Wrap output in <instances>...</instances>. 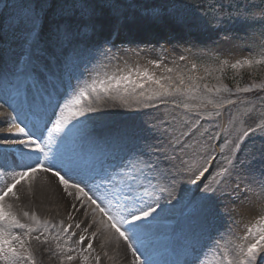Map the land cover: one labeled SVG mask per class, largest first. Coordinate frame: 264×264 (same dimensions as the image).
Listing matches in <instances>:
<instances>
[{"label":"rangeland","instance_id":"obj_1","mask_svg":"<svg viewBox=\"0 0 264 264\" xmlns=\"http://www.w3.org/2000/svg\"><path fill=\"white\" fill-rule=\"evenodd\" d=\"M54 2L55 0H0V18L5 8L12 11L11 19L8 18L4 30H0V54L7 58L12 78L18 71L28 69V65L33 68L45 61L42 56L44 46L38 41L29 51L26 47L25 30L22 25L15 26L13 18L20 16L28 7L39 9ZM116 2L122 6L126 20L121 25L123 34L120 29L119 32L123 39L133 40L132 43L125 45L123 39L117 38L115 44L110 46L108 38L101 39L96 31L89 32L82 36L86 35L84 40L94 38V44L89 47L79 43L69 51L68 59L65 56L59 66L72 77L71 70L80 61L91 60L96 65L90 62L91 67L101 80L130 76L132 81L144 85L134 87L129 83L125 91L126 82H122L119 91L102 94L98 101L93 99L91 107L94 111L90 112V119H87L95 120L98 113L120 114L110 117L116 118L113 128L122 132L113 136L120 146L117 151H122L124 147L130 153L143 151L149 158L160 157L164 160L169 167L167 173L171 170L172 173L169 174L176 178L168 185L169 196L179 193L187 195L192 187L190 181L199 176L206 160L210 156L213 158V148L220 146L219 155L214 156L218 158L213 161L199 192H192L196 197L202 195L201 201L195 199L197 206H193L195 210L192 211V217L194 220L203 217V226L218 227L217 233L223 237V251L216 253L220 252L218 246H214L212 250L220 258V264H229V261L231 264H239L245 258L247 248L257 242V226H264L261 225V220L264 219V63L261 62L264 61L263 14L261 16L257 12H250L243 16L223 15L221 10L224 8L226 11L228 8L227 0ZM91 3L101 14L106 11L110 14L109 9L102 8V0H91ZM153 8L163 9L173 15L163 16L160 22L154 21L150 15L145 14V10ZM173 16L181 17L183 22L176 23ZM57 22L59 21L53 18V9L49 8L41 17L38 40L44 38L42 29L45 25L52 26ZM129 23L137 24L139 34L135 39L126 33ZM111 27L109 26L107 33L112 34L114 28ZM148 30L150 32H144ZM119 42L124 49L116 48ZM126 46L129 47L125 48ZM84 50H89L90 54L83 56ZM159 51L164 55L160 60L157 59ZM26 54L31 57L27 66L23 59ZM244 61L251 63L246 64ZM245 69L248 71L243 74ZM145 71L158 80L159 85L147 80L142 75ZM63 81L67 83L66 80ZM70 86L74 87L75 84ZM87 115L85 113L84 116ZM129 115L133 116L134 121H138L134 127L132 121L126 118ZM228 122L230 124L227 128ZM104 125L111 127L110 123ZM153 125L156 127L153 128ZM9 128H5V133L11 134ZM163 128H168L173 136L179 137V143L170 144V137L161 134ZM2 129L4 126H0V134ZM214 135L222 138L221 144L219 140H212ZM9 139L14 137L9 136ZM108 141H111V136ZM182 144L185 145L184 148H181ZM241 167L242 170H239ZM238 170L241 178L237 176ZM50 176L57 178L53 173ZM9 183L11 179L7 177L0 183V189ZM252 184L256 188L250 190ZM94 185L89 187L95 194ZM28 186L26 184L27 189L23 192L19 188L15 189L16 197L10 195L5 200L6 204L11 205L14 214L19 213L24 206L30 207L24 224L34 231L25 235L27 229H10L12 235H19L25 241L22 249L13 241L22 256L17 264H33V261L35 264H114L106 259L105 252L97 257L98 251L85 250V240L83 243H80V239L74 243L62 242L56 248L49 243L47 249L38 248L46 245L47 237L42 236H46L54 227L50 224L38 226L30 223L36 213L40 212V207L29 203V198L32 201L36 197ZM95 195L99 197L98 194ZM22 201L25 202L19 211ZM67 208V204L61 209L50 206V211L57 213L52 220L60 217L65 221L63 211ZM112 211L115 212L116 209L113 208ZM100 221L96 222L98 229L101 228ZM151 223L154 224L152 221ZM232 225H235V229L227 234V238L224 237ZM69 226L64 224L65 232L68 230V233H75V226ZM249 229H252V234H249ZM60 230L64 232L63 229ZM46 232L48 233L44 235ZM163 234L169 236L170 230ZM77 237L80 238L81 235L78 234ZM42 238L44 239L41 240ZM150 253L139 258L150 257ZM29 254L32 260L27 259ZM68 257L72 259L69 260ZM262 259L264 251L258 253L255 264H261L259 260ZM0 264H10V261L0 256Z\"/></svg>","mask_w":264,"mask_h":264},{"label":"snow or ice","instance_id":"obj_2","mask_svg":"<svg viewBox=\"0 0 264 264\" xmlns=\"http://www.w3.org/2000/svg\"><path fill=\"white\" fill-rule=\"evenodd\" d=\"M49 8L53 9V18L59 21L53 25L51 30L50 43L53 50L63 49L77 41L83 34L94 32L97 28L102 27V25L97 24L95 21V18L100 16L101 12L94 7L91 0H55L54 3L46 4L39 9L28 7L20 16L13 18V24L15 26H23L26 36V47L29 51L33 45L38 43V28L41 17ZM102 8L110 10L114 22L113 35H116L119 27L125 20L122 6L116 0H102ZM145 14L150 15L157 22H160L165 15H173L160 8L145 10ZM173 18L176 23L183 22L179 16H173ZM23 59L27 66L30 63L31 57L26 54ZM261 62L264 63V61ZM244 63L250 64L251 61H244ZM237 66L240 65H234V67ZM137 74L141 75V73ZM142 75L147 80L152 81V83L159 85L160 82L153 79L148 72L145 71ZM122 82H126L124 85L125 91H127V84L129 83L134 87L144 86L142 83L132 81L130 76L118 79L110 77L107 80L94 79L90 83L84 82L82 87L78 86L74 88L62 101L52 105V94H48L46 103L43 94L45 89L40 88L38 80L32 81V85L37 91L30 100L25 97V102L28 103L30 111L38 116V119L34 122L32 119L23 121L24 127L15 123V119H13L8 131L15 128L16 138L0 139V149H3L0 151V170H2L0 171V176L5 173L11 176V183L0 189V225H2L0 227V256L9 260L10 264H17V261L22 259L21 252L13 245V241L19 245L20 249L25 244V241L19 235H12L10 229H27L25 235H30L34 229L29 225L22 224L11 211V205L6 204L5 200L10 195L16 197L17 194L14 190L17 186L39 171L53 173L59 178V182L65 189L71 187L76 189L83 197H87L88 201L94 204L103 216L107 217L106 227L115 229V232L125 241H129V233H132L137 241L142 243L140 241V233L152 227L149 218L153 217V213L157 211L160 205L158 202H154L153 206L145 199L149 193L143 181L148 180V176L144 171L145 168L151 169L153 165L139 157H135L119 166L106 167L101 164L98 168H95L96 176L100 180V183L94 185L95 194H98L100 200L105 205L104 207L101 206V203H97V200L93 199V196L89 195L84 187L66 179L65 175H62L60 170L55 167L57 163L65 164L66 150L73 153V155H80V151L78 150L81 148L83 142L81 133L86 122L83 120L77 121V118L83 117L85 113L93 112L94 109L91 107L92 100L98 101L101 99L102 94H107L114 90L119 91ZM161 87L163 86L161 85ZM86 101L87 103H85ZM10 106L15 108V105ZM47 107H52L53 118H49L46 121L44 117L47 115ZM73 121L77 122L73 123ZM48 123L53 125L51 129L47 128ZM42 125L43 127H41ZM69 125H71L70 128L68 127ZM152 127L155 128L156 126L153 125ZM65 128H67V131L59 138L55 151L49 156L45 152V146L51 145L53 131L61 132ZM44 132H47L46 137L43 135ZM161 134L170 137V144L179 143V137L173 136L168 128H163ZM245 135L247 136L248 133H245ZM13 146L19 147L15 148V152H10L9 148ZM184 147L185 145L182 144L181 148ZM49 151H51V148H49ZM10 155L20 158V171H16L15 167L9 163L8 158ZM25 161L31 163H24ZM69 162H71V158ZM199 175L202 176L203 172H200ZM196 179H199V176ZM196 179L192 180L193 184L196 183ZM148 183L151 185L150 180ZM113 208L116 209L115 212L112 211ZM25 215H28V213H25ZM33 219L37 218L33 217ZM143 221L149 222L140 223ZM100 222L105 223L104 220ZM37 223H39L38 219ZM124 225H131L132 227L124 228ZM261 225H264V219L261 220ZM249 234H252V229H249ZM256 234L257 242L247 248L245 258L241 259L239 264H255L258 253L264 251V226H257ZM94 236L95 233H93ZM36 239H39V236ZM85 239L86 237L81 236L80 243H83ZM87 247L91 249L92 243L90 242ZM132 250L134 254L138 251L136 248ZM241 251H243V248H241ZM27 259L32 260L30 254ZM68 259L71 260L72 257H68ZM33 264H35L34 261ZM144 264H152L151 259L147 258ZM185 264H187V261H185ZM192 264H196V260H193ZM229 264H231V261H229ZM261 264H264V259L261 260Z\"/></svg>","mask_w":264,"mask_h":264},{"label":"bare ground","instance_id":"obj_3","mask_svg":"<svg viewBox=\"0 0 264 264\" xmlns=\"http://www.w3.org/2000/svg\"><path fill=\"white\" fill-rule=\"evenodd\" d=\"M107 24L109 23L106 22L103 31L107 32V29L109 28V25ZM129 24L130 25L126 27V33L132 35V37H136V35L139 34V32L137 31V24L134 23L133 24L129 23ZM144 32H150V30ZM83 75L84 76L81 79H79L80 87H82L84 82L86 81L90 83L94 79L97 80V78L94 75L87 76V73H84ZM4 83L5 80H3V84ZM0 90L2 92V94L0 95L1 98L0 102H2L0 103V119L7 117L8 119L12 120L11 119L12 115L10 114L11 113L10 110L15 111V109L18 107L16 97L11 98V96L8 95L7 92L4 90L3 85L0 86ZM72 90L73 89L69 88L67 92L70 93ZM49 91L52 94L53 98L57 99V97L60 96V91H56V88L53 85L49 86ZM10 105H15V108ZM119 115L120 114H116V112L106 113V114L103 113L102 115L103 117H100L101 121L99 123L97 124L89 123L87 126H85L81 133L83 137V142L81 148L78 150L80 151V154L91 152L95 155V158L98 161V163L104 164L106 165V167L119 166L121 164L127 163L129 160H132L135 157H139L140 159L147 162V160L143 158L141 155L133 154L130 155L125 161L120 160L117 164L111 165L107 161L106 157L99 153L98 146L102 147L104 145V142L98 141V129L103 123H112V121L116 119L110 117H115ZM126 118L132 121L133 127L135 126L136 123H138L137 120L134 121L132 115L127 116ZM77 120H84V118L78 117ZM108 132L110 134L113 133V135H118L122 133L121 130H118L116 128L115 129L112 128V131H108ZM48 155L51 156L52 153L48 152ZM123 157H125V155ZM45 162L47 163V161ZM26 163H31V162L27 161ZM20 164L21 163L13 165L16 171L21 170V168L19 167ZM57 165L58 163L56 164V166ZM99 166L100 165H93L88 169L89 172H91L93 178H97L94 169L98 168ZM144 171L145 174L148 176V180H144L143 183L148 188V193H149L145 197V199L148 201L149 204H151L154 201L159 200L161 198L160 190L158 188L164 185L163 176L165 172L160 163H155V166L153 168L151 169L145 168ZM85 172L86 171H84L83 173ZM62 175L70 176L71 174L68 173ZM154 175H159L160 179L159 180L155 179ZM7 177L11 179V176L7 173L2 183L6 180ZM164 179L166 180V177ZM149 180L151 181V185H149L148 183ZM79 181L82 184L89 183V180L86 179L84 176H81L79 178ZM20 184H21L19 187L20 192L25 191L27 189L26 184L27 186L29 184L28 186L29 190H31L33 192V196L36 197L32 201L29 200L31 198L28 199L31 206L35 205L40 207L38 210L42 212L44 215H49L50 217H52V219L55 215H57V213L51 212L50 206L57 207L59 209H61V207L63 208V206H65L66 204L68 206V208L65 211H63V216H64L63 219H65L64 223L65 225L69 224L72 227L75 226V233L68 234L62 232L60 229L64 230L65 227L64 224L62 225L60 224L63 221L59 217L56 220H53V224L55 228L52 229L51 232L49 233L48 232L44 233V235L48 233L46 236H42V237H47L48 242L46 243L45 246H48L49 243H52L53 246L60 245V243L62 242L74 243L75 240L80 239L77 237V234H79L81 236L86 237L85 244L83 245L85 250L89 252L98 251L99 254L97 255V257H99L102 252H105L106 259L111 260V262H113L114 264H139L137 262V259L140 256L146 255L152 251L159 252L162 248H164V252L168 250V252L166 254H163V256L166 258V260L172 261L171 264L174 263V259L179 260L183 264H185V261H187V264H192L193 260L196 261L198 260V263L196 262V264H202L203 262H206L207 264H220L219 258L214 254V252H212V248L214 245V241H213L214 232L207 231L201 228L198 224L196 225L193 222H190L186 219L184 220V228L181 232V238L183 239V242L179 240L175 241L172 246L173 248H170V246L167 243H164L165 235L163 234V232L170 230L169 224L168 222H166L165 219H167L170 216L174 208H170L163 212H158L155 215V219L158 220V218L163 217L164 221L162 222L160 221L161 224L159 226L152 225L150 229L146 231H142L140 233V241H142L145 238H148V242L151 241L150 244L144 245L143 243L137 241V239L133 236L132 233H129V237H130L129 241H125L123 238L121 240L119 238L115 239L114 237H112L110 235L109 229L106 228L98 229V227H96V221L94 220V218H92L91 214L88 212L87 207L83 203L81 197L78 196L72 189L70 188L65 189V187L61 185L59 180H57L55 177H51L47 172L39 171L33 174L32 177L22 181ZM254 188L255 186L252 184L250 190ZM141 192H143V190H141ZM196 200L201 201L202 195H199L196 198ZM25 201H22V203L24 204ZM175 204L176 203H174L173 205ZM15 215L21 216L20 214H15ZM31 224L36 225L37 219H34L31 222ZM77 225H79V227H77ZM130 227L132 226L124 225V228H130ZM93 233H95L94 237H93ZM169 235H171V232ZM43 239L44 238H42L41 240ZM90 242L92 243L91 249L87 247V245ZM42 243L43 242H41V244ZM39 247H44V246H38V248ZM133 248L138 249V251L135 254L133 253L132 250ZM193 249H195V251H193Z\"/></svg>","mask_w":264,"mask_h":264}]
</instances>
